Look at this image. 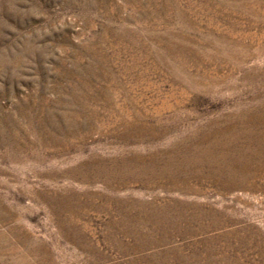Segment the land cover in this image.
<instances>
[{
	"label": "rangeland",
	"instance_id": "obj_1",
	"mask_svg": "<svg viewBox=\"0 0 264 264\" xmlns=\"http://www.w3.org/2000/svg\"><path fill=\"white\" fill-rule=\"evenodd\" d=\"M0 264H264V0H0Z\"/></svg>",
	"mask_w": 264,
	"mask_h": 264
},
{
	"label": "bare ground",
	"instance_id": "obj_2",
	"mask_svg": "<svg viewBox=\"0 0 264 264\" xmlns=\"http://www.w3.org/2000/svg\"><path fill=\"white\" fill-rule=\"evenodd\" d=\"M223 161H225L220 168H217L216 172L218 175H223L224 172H226L227 174L230 175H234L236 174L239 170H241L242 165L241 163L235 159H222ZM232 160H234L233 162H231Z\"/></svg>",
	"mask_w": 264,
	"mask_h": 264
}]
</instances>
